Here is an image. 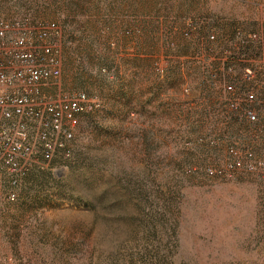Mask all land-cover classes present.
<instances>
[{
	"label": "rangeland",
	"instance_id": "1",
	"mask_svg": "<svg viewBox=\"0 0 264 264\" xmlns=\"http://www.w3.org/2000/svg\"><path fill=\"white\" fill-rule=\"evenodd\" d=\"M0 22L36 48L54 23L61 88L101 105L0 194V264H264V0H0Z\"/></svg>",
	"mask_w": 264,
	"mask_h": 264
},
{
	"label": "built area",
	"instance_id": "2",
	"mask_svg": "<svg viewBox=\"0 0 264 264\" xmlns=\"http://www.w3.org/2000/svg\"><path fill=\"white\" fill-rule=\"evenodd\" d=\"M14 26L0 22V194L11 203L33 167L71 156L79 119L101 109L97 96L61 88L54 23L36 28L39 48Z\"/></svg>",
	"mask_w": 264,
	"mask_h": 264
}]
</instances>
